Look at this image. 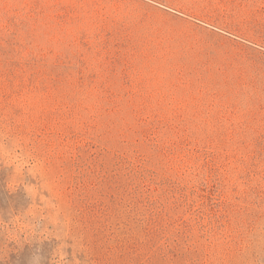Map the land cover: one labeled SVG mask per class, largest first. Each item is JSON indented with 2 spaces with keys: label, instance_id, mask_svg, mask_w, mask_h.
Segmentation results:
<instances>
[{
  "label": "rangeland",
  "instance_id": "1",
  "mask_svg": "<svg viewBox=\"0 0 264 264\" xmlns=\"http://www.w3.org/2000/svg\"><path fill=\"white\" fill-rule=\"evenodd\" d=\"M0 264H264V0H0Z\"/></svg>",
  "mask_w": 264,
  "mask_h": 264
},
{
  "label": "clouds",
  "instance_id": "2",
  "mask_svg": "<svg viewBox=\"0 0 264 264\" xmlns=\"http://www.w3.org/2000/svg\"><path fill=\"white\" fill-rule=\"evenodd\" d=\"M5 155H8L10 157V159L12 160V162H14L17 166V169H22L25 166V163L20 160L18 157H16L13 154H9V153H5Z\"/></svg>",
  "mask_w": 264,
  "mask_h": 264
}]
</instances>
